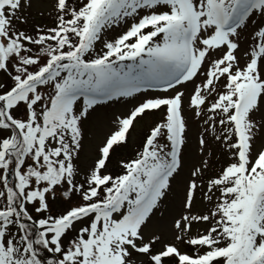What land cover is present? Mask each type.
Here are the masks:
<instances>
[{
    "label": "snow or ice",
    "instance_id": "1",
    "mask_svg": "<svg viewBox=\"0 0 264 264\" xmlns=\"http://www.w3.org/2000/svg\"><path fill=\"white\" fill-rule=\"evenodd\" d=\"M0 264H264V0H0Z\"/></svg>",
    "mask_w": 264,
    "mask_h": 264
},
{
    "label": "rangeland",
    "instance_id": "2",
    "mask_svg": "<svg viewBox=\"0 0 264 264\" xmlns=\"http://www.w3.org/2000/svg\"><path fill=\"white\" fill-rule=\"evenodd\" d=\"M43 8V5H40L39 8L33 9L32 10V17L34 22L37 23H50V21L47 19V17L45 16L44 18H41L39 16V11L40 9ZM31 22V21H30ZM125 111L124 107L121 105H114L111 109L110 112L111 113H121ZM158 117H148L145 120L141 121L140 123H138L136 125V129L134 132V137L136 138V141L139 142L140 137L143 135L144 131L146 130V128L152 123L153 120L157 119ZM105 131L107 130L106 128L104 129ZM89 139L92 138L91 133L88 136ZM131 151V147H129L126 150H122L121 154H127L130 153ZM47 258V257H46Z\"/></svg>",
    "mask_w": 264,
    "mask_h": 264
}]
</instances>
